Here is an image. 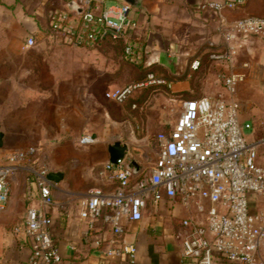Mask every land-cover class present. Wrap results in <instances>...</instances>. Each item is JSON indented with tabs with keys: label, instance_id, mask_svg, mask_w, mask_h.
<instances>
[{
	"label": "crops",
	"instance_id": "obj_1",
	"mask_svg": "<svg viewBox=\"0 0 264 264\" xmlns=\"http://www.w3.org/2000/svg\"><path fill=\"white\" fill-rule=\"evenodd\" d=\"M101 1L106 6V0ZM205 1L142 0L139 8L130 11L137 28L126 38L107 39L101 43V55L107 62L101 90L107 86H124L137 79L139 69L151 66L156 68L157 75L165 77L172 85H154L137 91L125 102L121 116L107 109L102 111L105 117L98 125L93 141L79 150L61 151V157L48 169L49 172L65 173L60 182H52L55 203L50 210L53 218L51 233L62 256L60 264H132L126 255L106 256L105 251L113 246L110 240L115 237L109 223L103 219L91 223L80 216L91 189L98 187L110 192L118 185L113 173L105 170L110 161L109 146L115 141L126 143L131 149L136 146L135 141L142 139L144 144L141 146L146 147L150 136L168 133L176 126L184 101L203 96L227 97L224 77L230 74L242 77L235 98L240 104L241 123L252 125L251 129H245V135L250 140L263 136L264 31L242 38V46L228 59L220 23L264 17V0H247L240 7L220 13L201 8ZM68 3L69 0H0V85H10L5 89L0 87V123L4 132V145L0 150L4 157L22 146L15 141L43 137L41 114L37 109L46 100L43 99L40 77L48 70L34 63L27 65L29 54L21 48L37 45L26 46L30 36L35 37L36 42L38 38L42 39L41 46L47 44V39L66 44L52 31L45 6L49 4L50 12L56 8L68 9ZM127 41L139 45L138 62L126 59ZM65 72L62 75L67 77L66 88H57L60 84L56 80L51 89L55 96L63 90L74 92L72 86L76 74L72 70ZM162 88L166 94L155 93ZM106 99L103 95L100 101ZM170 100L181 102L175 113L168 109ZM55 106L58 107L57 102ZM137 118L142 120L141 130L136 129ZM65 137L76 138L73 134ZM131 151L132 157L134 153L148 159L146 148L143 152ZM155 154L151 166L134 157L142 166L141 172L150 173L158 158L159 145ZM35 157L19 161L9 179V201L6 209L0 211V264H29L32 242L24 225L28 210L39 205L37 173L45 168L32 165ZM82 157H86L87 162L81 164L85 160ZM262 205L263 201H254L252 210L257 211ZM191 215L179 199L163 198L157 203L148 201L142 219L124 218L125 236L138 247L134 264H191L183 256V235L188 228L182 224L183 219ZM17 227L20 230L17 231ZM97 240L102 241L101 246L96 244ZM260 256L264 259V239ZM215 264L237 263L219 256Z\"/></svg>",
	"mask_w": 264,
	"mask_h": 264
},
{
	"label": "built area",
	"instance_id": "obj_2",
	"mask_svg": "<svg viewBox=\"0 0 264 264\" xmlns=\"http://www.w3.org/2000/svg\"><path fill=\"white\" fill-rule=\"evenodd\" d=\"M72 1L80 11L56 8L49 12L52 31L71 46L95 48L104 37L126 38L138 26L130 16L132 7L125 2L107 7L101 0H69ZM246 1L207 0L200 7L220 13ZM263 31L264 17L221 21L220 32L228 48L226 58L237 53L242 38ZM36 43L33 36L26 40L27 47ZM124 55L129 61L138 62L139 45L127 41ZM241 80L239 74L224 77L227 97L203 96L184 101L176 126L157 135L159 154L150 173H135L126 158L106 164L105 170L118 180L117 187L110 192L91 189L80 210V216L91 223L103 219L112 226L115 237L110 240L113 246L105 251L106 256L126 255L130 263H136L138 247L125 236L123 219L138 221L143 218L148 201L157 203L168 198L179 199L192 214L182 221L188 228L183 235V256L191 264H215L219 256L237 264H264L260 256L264 239V130L259 139L250 140L245 135V129L252 125L241 123L240 104L235 98ZM154 85L170 87L172 83L149 72L142 79L108 89L105 97L124 103L137 91ZM92 141L91 136L82 138L83 143ZM36 153L35 147H29L4 157L0 150V211L6 209L9 201V179L14 168ZM48 173L47 168L37 173L39 205L28 210L24 225L32 242L29 264L62 261L51 233L50 210L55 198ZM257 200L263 205L253 211ZM96 244L101 246L102 241L97 240Z\"/></svg>",
	"mask_w": 264,
	"mask_h": 264
},
{
	"label": "rangeland",
	"instance_id": "obj_3",
	"mask_svg": "<svg viewBox=\"0 0 264 264\" xmlns=\"http://www.w3.org/2000/svg\"><path fill=\"white\" fill-rule=\"evenodd\" d=\"M114 3L117 2L115 0H106L107 7ZM49 8V4H46L45 14L47 15ZM47 40L45 46H41L42 39L38 38L35 47L29 49L21 48V51L29 54L26 60L27 65L34 63L42 69L48 70L46 74L40 77L43 99L45 98L46 100H43L42 107L37 109L41 114L40 126L43 137L42 139L19 140L15 141V143L22 144L21 147H17L18 149L35 147L37 149V153L34 155L36 160H33L35 163L31 162L32 165L37 168L44 166L50 169L55 165V161L61 157V151L67 149L74 151L87 146L86 143L82 142V138L85 136L93 138V135L97 133L98 125L101 124V120L105 117L102 111L107 109L121 116L125 102L119 103L111 99L100 101L101 96L105 95L108 89L113 88L112 86H107L101 90L102 73L105 68L104 64L107 63L101 55V45L95 48H83L60 43L55 39ZM38 53H40V56H38ZM71 70L76 74L72 86L74 92L63 90L55 96L56 93H53L51 89L56 85V80L58 85L60 84V86H56L57 88H66L67 77L62 74ZM9 86V84L0 85L2 89ZM163 90V88L159 89L155 93L166 94ZM56 102L58 107L55 106ZM180 103L178 100H170L168 104L169 111L175 113ZM154 115H156L155 112ZM141 121V119L137 118L135 123V126H138L136 127L138 130L142 128ZM71 134L75 135L76 138L65 137ZM157 135L158 133H155L147 139L146 147L141 146L142 143L144 144L142 139L135 141L136 146L131 147L132 150L137 149L140 152H143L144 148H146L149 154L148 159L134 153L133 158L140 159L151 166L158 150ZM32 158L33 156L29 157L28 160ZM82 158L85 160L80 162L81 164L87 162L86 157Z\"/></svg>",
	"mask_w": 264,
	"mask_h": 264
},
{
	"label": "water",
	"instance_id": "obj_4",
	"mask_svg": "<svg viewBox=\"0 0 264 264\" xmlns=\"http://www.w3.org/2000/svg\"><path fill=\"white\" fill-rule=\"evenodd\" d=\"M129 4L132 8H139L141 6L142 0H120ZM68 9H78L77 3L75 1L68 3ZM4 145V132L1 129L0 123V149ZM109 153H110V161L117 162L118 159L126 158L128 160V167L133 169L135 173L141 171L142 166L138 163L137 159L133 158L131 155L130 147L121 141H115L113 144L109 146ZM65 173L62 171H51L47 175V179L51 182H60L64 178Z\"/></svg>",
	"mask_w": 264,
	"mask_h": 264
},
{
	"label": "trees",
	"instance_id": "obj_5",
	"mask_svg": "<svg viewBox=\"0 0 264 264\" xmlns=\"http://www.w3.org/2000/svg\"><path fill=\"white\" fill-rule=\"evenodd\" d=\"M107 39H111V40H119L120 38H113L112 36H106V37H104V38L102 39V41L99 43L98 46H100L101 43L104 42V41L107 40ZM98 46H97V47H98ZM130 62H131V61H130ZM139 70H140V74H139L140 76L138 75L136 80L142 79V78L145 77L149 72H154V71H156V68H155L154 66H151V67H147V68H141V69H139ZM139 70H138V71H139Z\"/></svg>",
	"mask_w": 264,
	"mask_h": 264
}]
</instances>
